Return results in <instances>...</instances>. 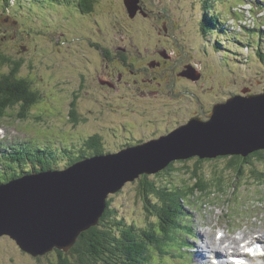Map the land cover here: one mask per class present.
Instances as JSON below:
<instances>
[{
    "label": "rangeland",
    "instance_id": "obj_1",
    "mask_svg": "<svg viewBox=\"0 0 264 264\" xmlns=\"http://www.w3.org/2000/svg\"><path fill=\"white\" fill-rule=\"evenodd\" d=\"M12 1L8 9L0 8V52L11 55L12 58L19 55L24 58L21 73L33 82L34 89L42 96L32 109L33 111L27 112V117H21L17 109H11L0 117V126L4 130L2 131L0 127V137H5V139L0 138L2 147L12 145L14 148L17 142L33 140L35 144L50 145L54 148L69 147L80 154L83 149L79 151L77 147L82 143H71L72 139L81 137L79 142H82L83 139L88 138V134H96L100 136L104 149L114 152L120 150L123 143H134L142 135H152L154 128L170 126L185 118L192 119L194 116L189 117V115L196 106L193 104L194 97L189 93L190 90L199 89L201 86L205 89L207 84H214L217 89L211 95H216L215 99H222L245 86H252L258 92L264 89V41L261 51L263 54H259V49L256 47L239 45L232 37H229V40H227L228 37L224 38L226 42L222 39L224 46L222 49H217L214 47V36L207 33L210 39L208 43L205 42L207 39L199 34L196 22L202 11V1L204 3L206 0H177L187 3V6L194 4L196 9L197 14L194 15L193 27L191 22V24L187 23L184 27L187 33L184 32V36L187 37V43L191 47V53L190 49H187L189 55L192 54L198 60V57L202 59L203 81L193 84L184 80H175V83L170 86L174 91L171 94V88L168 85L172 82V78L168 71V75L162 73L150 86L161 89L156 97H144L141 94L142 90H139L137 94L134 85L133 91H125V95L109 91L113 96L111 104L115 103L112 108L113 115L110 103L102 101L105 96L91 86L96 85L100 90L103 89L99 86V76L102 73L92 70V65L100 69L104 59L99 55V51L93 53L87 42L89 39H98L106 43L105 38L109 37H104L105 34H102L100 30L104 20L111 23L109 28L113 25L121 26L115 23L116 19L122 18L119 14L121 12L118 11L120 2L114 0L118 5L113 6L109 2L103 7L97 5L92 19L90 15L81 16L78 13L82 11L76 7L77 0H21L18 3L14 2L15 0ZM177 1L175 2L178 3ZM212 1L211 9L227 22L224 23L225 27L230 29L228 34L237 40L243 39L254 45L259 43L260 38L264 39V33H260V30L264 31V10L261 9L263 8L261 4L257 5V12L252 16L250 2L240 7L237 4L241 0ZM2 5L5 7L4 4ZM127 10L129 11V8ZM138 10L134 14L130 11L129 13L134 17ZM115 12L117 13L116 18L113 15ZM104 14H109L108 18H103ZM231 14L232 17H230ZM173 15L178 17L175 12ZM259 23L261 29L257 28ZM245 25L252 26V28L255 26V28L251 32H246ZM254 31L257 32L256 37L251 35ZM124 33L126 39L134 38L136 42L138 37L130 29L125 28ZM258 34H260L259 39ZM149 42L153 43L152 40ZM125 44H128V40ZM91 61L95 64H90ZM9 69L6 67L3 71ZM127 76L137 79L141 77L139 73L136 75L127 73ZM128 77L125 76V78ZM160 81L163 83L158 86ZM80 82L89 90H83V95L91 94V97H81L78 92ZM126 93L129 94L126 95ZM166 100L171 107L164 105ZM173 102L175 105H171ZM41 105L46 108L45 111L40 108L35 112ZM215 105L216 103L213 107ZM87 108L95 110L97 114L86 116L84 110ZM169 108L171 109L168 111ZM72 112L76 116L75 121L71 120ZM87 113L90 112L87 111ZM34 114H37V117H44L36 119ZM85 116L89 119L87 122ZM112 118L116 122L113 121L112 127L119 128L120 124L126 121L128 131L125 132L127 129H124L121 134L105 133L104 124ZM79 119L83 120V123H80ZM92 120H95L96 124ZM69 129L72 130L70 134L66 132ZM58 143L61 144L57 145ZM65 160L66 157H62L58 162L64 165ZM194 160L197 159H186L188 169H181L179 172L172 171L173 183L185 185L186 189H191L196 185L197 179L192 173ZM213 164L224 167V170L218 173L223 175L225 181L224 192L218 190L214 192L208 189L206 192L208 191L210 195L207 192V195L197 193L189 197L190 201L186 202L191 215L185 216L186 224L179 229L181 233L176 234L175 245L172 244L167 249L170 259L161 250L154 264H215L211 258L216 255L212 242L223 241L228 244V239H233L232 243L246 240L252 243L260 235L259 232H262L260 237L264 240V200H261L259 196L261 191L264 194V181L254 180L251 177L253 166L245 161L242 163L244 171L240 174V178L237 176L235 167L228 175L230 171L228 158H217L216 161L211 162V165ZM63 165L57 166L56 169L64 168ZM182 165L181 163L180 168ZM29 166L32 164L29 163ZM255 166L264 170L262 162H256ZM36 167L39 168L38 165ZM209 167L210 165L206 164L204 170L199 173L203 175L202 180L207 181L211 175H214L213 167L211 170ZM154 175L148 174L143 179L141 175L135 181L128 182L119 192L109 196V198L113 197V206H116L120 215L129 220L139 221L140 224L147 221L145 202L143 198L139 199L137 187L144 185V180H155ZM247 209L249 212H245ZM219 232L225 234L221 239L218 238ZM240 236H242L241 239L237 241ZM202 251L206 256L202 254ZM231 251V245H228L224 250L226 261ZM64 256L73 258L71 254H64ZM59 261L60 256L56 249L42 256H33L24 251L10 236L3 235L0 238V264H57Z\"/></svg>",
    "mask_w": 264,
    "mask_h": 264
},
{
    "label": "water",
    "instance_id": "obj_2",
    "mask_svg": "<svg viewBox=\"0 0 264 264\" xmlns=\"http://www.w3.org/2000/svg\"><path fill=\"white\" fill-rule=\"evenodd\" d=\"M137 3L125 0L131 14L140 8ZM187 73L200 76L192 69ZM261 149L264 89L236 94L158 139L0 184V238L10 236L33 256L69 251L83 231L99 223L109 196L142 174L159 172L177 159L245 156Z\"/></svg>",
    "mask_w": 264,
    "mask_h": 264
},
{
    "label": "trees",
    "instance_id": "obj_3",
    "mask_svg": "<svg viewBox=\"0 0 264 264\" xmlns=\"http://www.w3.org/2000/svg\"><path fill=\"white\" fill-rule=\"evenodd\" d=\"M20 1L21 0H15L14 2L18 3ZM212 2V0H206L204 3L202 1V11L200 14H203L201 16L202 27L200 29V34L201 37L207 39L205 42L208 43L210 37L207 33H210V36H214L215 38L214 47L222 49L224 42H226L224 38L228 37L227 40H229V37H232L239 45H243L244 47L245 45H248V47H256L259 49V54H263L264 52L261 53V51L264 39L260 38V34L257 36L258 39L260 38L259 43H257L258 46L247 43V41L243 39L237 40L228 34L230 29L225 27L226 22L221 19L220 14L211 9ZM247 2L252 4V16L253 13L257 12V5L261 4L260 6L263 7L261 9L264 10V0H241L237 5L243 7ZM12 3V0H0V8L8 9L11 7L10 5ZM87 3L88 0L85 4L84 0L81 2L77 0L76 4L79 8L83 9H85V6L88 8L92 7V5H87ZM2 4H4L5 7ZM230 16H232V14ZM254 28L255 26H253V28L252 26H244L246 32H251ZM257 28L261 29L260 23ZM260 33L263 34L264 31L260 30ZM251 35L256 37L257 32L254 31ZM222 39L224 42H222ZM23 65L24 58L22 56L19 55L12 58L11 55L0 52V117L4 116L11 109H17L19 115L25 118L28 116L27 112L33 111L32 109L37 104L40 96H42V94L34 89L33 82L22 75L21 69ZM6 67L10 69L8 71H3ZM83 90L87 91V88L80 82L78 92L81 96L83 95ZM40 108L44 111L46 109L41 105L35 112ZM34 117L37 119L40 117L43 118L44 116L37 117V114H34ZM74 118L76 117H72L71 120L75 121ZM80 123H83V121ZM88 125L92 126L90 124ZM104 127V132L109 133L111 128L109 123L104 124ZM127 131L128 130L125 132ZM66 132L70 134L72 130L70 131L69 129L66 130ZM112 133L118 134L119 132L113 129L111 134ZM87 136V139H83L82 142H79L81 137H75L74 135L75 138L71 141V143H82L77 147L78 149H83L80 151V156L78 155L79 152L73 155L74 152L71 151L72 149L69 147H33L35 145L33 140L29 142H19L14 148L12 145H9L10 147L0 146V184L34 171L53 169L57 166L60 167L63 164L58 161L62 157H66V160L63 162L70 164L90 154L97 155L113 152L104 149L99 135L88 134ZM129 143L132 144V142H128L122 145L128 146L130 145ZM9 149H11V151H9ZM217 157L228 158V164L230 166L228 168L230 169L228 175L231 174V169L233 170V167H235L238 173L237 176L239 177L244 171L242 163L245 161L247 164L250 163L253 166L251 169V177L254 180L264 181V170L258 169L255 166L256 162L264 163V149L254 151L246 158L243 155L236 156V154ZM217 157L206 159L200 158L199 156L192 157L193 159H197L194 160L195 165L192 169V173L197 180L196 185L191 189H186L185 185H176L171 180L172 171L175 170L179 172L181 169H188V162H186V159H177L159 172L153 173L155 174L154 177H156V181L154 179H150L149 181L144 180V185L142 184L141 187H137L139 199L142 200L143 198L145 202L144 206L148 217L147 221L143 224H140L139 221L136 220L126 219L125 216L120 215L116 206H113V197L109 198L106 211L97 225L83 231L69 251L56 249L60 256V261L57 264H154L157 262L158 253L161 252V250L166 253L165 256L169 257L170 254L167 255L168 247L172 244L175 245L177 239L176 234L178 232L181 233L179 229L182 225L185 226L186 224L184 222L185 216L191 215L189 214V205L187 204V202L190 201L189 197L197 193L207 195L208 191L206 192V190L208 189L214 192L216 190L224 192L223 186L225 181L223 180V175L218 174L219 171L224 170V167H219L217 164L211 165V162L216 161ZM212 159L214 160L211 161ZM29 163H31L32 166H29ZM181 163L183 164L182 168H180ZM206 164L210 165V170L213 167L212 173L214 174L211 175L210 179L207 181L202 180L201 177H203V175L199 174L204 170ZM36 165H38L39 168H37ZM147 176L148 174H142V179ZM208 194L210 195L209 192ZM259 196L262 200L264 196L262 191L259 192ZM260 204L262 203L260 202ZM251 208L254 209L253 206H251ZM246 211H249V209ZM190 227L192 228V226ZM191 228L187 227L188 230H191ZM188 235L190 236V234ZM64 254H71L73 258H68V256L65 257Z\"/></svg>",
    "mask_w": 264,
    "mask_h": 264
},
{
    "label": "flooded vegetation",
    "instance_id": "obj_4",
    "mask_svg": "<svg viewBox=\"0 0 264 264\" xmlns=\"http://www.w3.org/2000/svg\"><path fill=\"white\" fill-rule=\"evenodd\" d=\"M81 1L82 0H80V2ZM86 1L87 0H84V4ZM175 1L138 0L137 4L140 8L134 17H132L127 10L125 0H118L120 5L114 2V0H88L87 5L90 4L92 7L88 8L85 6V9L79 8L76 5L78 10L82 11H78L81 16H84V14L90 15L92 19L94 17L95 7L97 5L103 7V5L107 2L111 3L112 6L117 4L119 7V10H117L121 12L119 14H121L120 16H122V18L116 19L115 22L121 24V26L113 25L112 28H109L108 26L111 23L107 20L102 21L103 27H101L100 30L102 31V34H105L104 37H109L105 38L106 43H102L101 40L98 39H89L87 42L89 43V48L92 52L94 53L95 51H99V55L104 59V63L100 69H98V67L95 68V65H92V70L97 71L96 73H102V75L99 76V80L102 78L105 83L100 81V84H98L103 89L100 90L96 85L92 86L105 96L102 101L110 103L112 114L114 112L112 108L115 103L111 104L113 96L110 95L109 91L119 94L124 93L125 95V91H133L134 85L137 90V92H134L137 94L139 93V90H142L141 94L144 97H156L159 95L161 89L159 87L154 88L150 86L153 85V81H157L159 75L162 73L168 75V71L171 73L170 78H172V82L168 85V87L172 86L175 83V80H184L193 84H198L203 81L204 72L201 67L202 59L201 57H198V60L194 58L192 54L189 55L187 49H190L191 53V47L187 43V37L184 36V32L187 33L184 28L186 24L191 22L193 27L194 15L197 14L195 12L196 9L194 4L187 6V3L185 4L184 2H181L182 0L179 2L177 1L178 3ZM174 12L178 15V17L173 15ZM202 14H200L196 20L199 34L202 27ZM113 15L114 18H116L115 16L117 13L115 12ZM108 16L109 14H104L103 18H108ZM134 23L138 25H133ZM133 27L135 29H133ZM125 28L130 29L132 33L138 37L136 42L134 38L126 39L124 33ZM126 40H128V44H125ZM151 40L153 41L152 44L149 42ZM89 63L95 64L94 61ZM97 63V65H99L98 61ZM189 69L195 70L196 72L198 71L200 76L198 78L189 76L187 73V70ZM127 73L133 75L139 73L141 77L140 79L135 77L129 78ZM125 76L128 78H125ZM162 83V81L158 82V86L162 85ZM170 88V93H174L172 90L173 88ZM215 89L217 88L214 84H207L205 89L201 86L199 89L189 91L192 97H194L193 104L196 106L189 117L201 115L204 111L209 112L212 110L215 103L226 101L228 98L236 94H250L258 92L254 90V87L252 86H245L235 92L229 93L222 99H215L216 95H211ZM244 90L246 92H244ZM128 94L129 93H126V95ZM81 97L89 98L91 97V94L82 95ZM164 105L171 107L168 100L164 102ZM171 105H175V102ZM101 109L104 111L103 108ZM170 109L171 108H169L168 111ZM84 111L86 116L90 114L91 116H94L97 114L95 110H91L90 108H87ZM87 111L90 113L88 114ZM71 115L72 117H76L75 114L73 116V112ZM88 120L89 119L86 117V122ZM113 121L114 120L112 118V120L108 122L111 127L109 132H112L113 129H115L119 132V134H121L124 129H127L126 126L128 125L126 121L122 122L119 128L112 127V125H114ZM187 121V118H185L183 120L176 121L170 126L165 125L163 128H154L152 135H142V137L137 139L136 142H132V144L128 146L137 145L149 140L158 139L164 135H168L176 128L187 123ZM92 122H95L96 124L95 120H92ZM128 146H122V148Z\"/></svg>",
    "mask_w": 264,
    "mask_h": 264
},
{
    "label": "bare ground",
    "instance_id": "obj_5",
    "mask_svg": "<svg viewBox=\"0 0 264 264\" xmlns=\"http://www.w3.org/2000/svg\"><path fill=\"white\" fill-rule=\"evenodd\" d=\"M253 152L246 154L244 157L245 158L248 157ZM236 156H240V155L236 154ZM262 200H264V196L262 197ZM245 212H249V211H245ZM259 233L260 235H258L255 241L252 243H249V240L232 243L233 239H228V244H226L223 241L217 243L212 242V247L216 251V255L212 256L211 258L213 259L215 264H264V242H263L264 240L263 238L260 237L262 232ZM218 236H219L218 238L221 239L225 236V234L223 232H219ZM242 236H240L237 239V241H239ZM228 245H231L232 253L228 256L227 258L228 261H226L224 259L225 257L224 250L227 249ZM237 252H239V254ZM202 254L206 256L204 251H202ZM201 261L205 262L203 260Z\"/></svg>",
    "mask_w": 264,
    "mask_h": 264
},
{
    "label": "clouds",
    "instance_id": "obj_6",
    "mask_svg": "<svg viewBox=\"0 0 264 264\" xmlns=\"http://www.w3.org/2000/svg\"><path fill=\"white\" fill-rule=\"evenodd\" d=\"M83 159V158H82ZM81 160V159H80ZM79 161V160H78ZM77 162V161H76ZM73 164V163H72ZM69 167V166H68ZM53 169H56V168H53ZM60 169H64V168H60ZM42 170H44V169H42ZM40 171V170H39ZM34 172H37V171H34Z\"/></svg>",
    "mask_w": 264,
    "mask_h": 264
}]
</instances>
